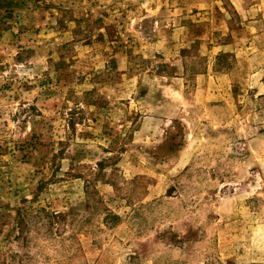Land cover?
<instances>
[{
	"label": "rangeland",
	"instance_id": "obj_1",
	"mask_svg": "<svg viewBox=\"0 0 264 264\" xmlns=\"http://www.w3.org/2000/svg\"><path fill=\"white\" fill-rule=\"evenodd\" d=\"M245 1L0 0V264H264Z\"/></svg>",
	"mask_w": 264,
	"mask_h": 264
},
{
	"label": "crops",
	"instance_id": "obj_2",
	"mask_svg": "<svg viewBox=\"0 0 264 264\" xmlns=\"http://www.w3.org/2000/svg\"><path fill=\"white\" fill-rule=\"evenodd\" d=\"M197 1H199V3L201 4V5H211V4H217L218 5V3H219V1H221V0H182V2L181 3H187V4H193V3H196ZM232 2H233V4L235 5V7L238 9V13H240L239 15L240 16H238V26L236 27V28H228L229 29V31H230V33L232 34V36L236 39V40H238L241 36H244V35H246V36H248V35H250V32H251V30L249 29V27H250V25H251V23H253L254 21H256V20H254V21H252L251 19H252V17H248V14H247V11L248 12H250L251 10H249V8H247V5H249L248 4V2H246L245 0H232ZM252 4H254V3H252ZM251 4V5H252ZM253 6V5H252ZM247 8V9H245V8ZM253 10V9H252ZM244 14V15H243ZM242 16V17H241ZM264 17H262L261 19H260V21H262V22H264V19H263ZM252 33V32H251ZM225 34V33H224ZM231 43L232 44H236L237 42H235V41H231ZM207 44H208V46L211 44V45H213V40H211V41H208L207 42ZM226 46H228V45H225V44H219V45H215V46H210V47H212V49H217V48H220L219 49V51H217L216 53L217 54H221V53H223V52H225V51H223V50H226L225 48H226ZM226 53V52H225ZM224 54V53H223Z\"/></svg>",
	"mask_w": 264,
	"mask_h": 264
}]
</instances>
